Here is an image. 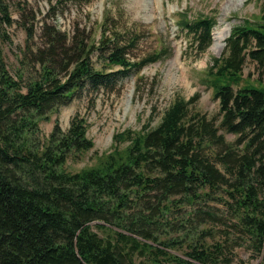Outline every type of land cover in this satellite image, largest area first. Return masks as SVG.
Listing matches in <instances>:
<instances>
[{"label":"trees","instance_id":"trees-1","mask_svg":"<svg viewBox=\"0 0 264 264\" xmlns=\"http://www.w3.org/2000/svg\"><path fill=\"white\" fill-rule=\"evenodd\" d=\"M28 8L0 0L1 38L13 22L25 32L15 78L0 54V264H231L239 247L264 264V22L233 26L205 71L219 119L192 109L197 96L175 98L155 127L125 129L114 140L127 146L72 172L69 158L94 145L86 118L76 112L66 130L55 119L47 136L40 122L165 48L134 56L140 34L108 13L98 39L45 18L36 36ZM178 16L204 52L216 19ZM246 58L258 83L242 76Z\"/></svg>","mask_w":264,"mask_h":264},{"label":"rangeland","instance_id":"rangeland-1","mask_svg":"<svg viewBox=\"0 0 264 264\" xmlns=\"http://www.w3.org/2000/svg\"><path fill=\"white\" fill-rule=\"evenodd\" d=\"M8 1L12 3L17 0ZM20 1L32 8L36 36L41 19L45 18L57 28L70 33L78 24L98 39L99 26L108 13L114 24H118L117 28L140 34L137 47L133 50L134 56L144 57L165 48L166 53L161 59L144 65L139 72L131 71L124 77L117 76L110 90L86 91L69 105L62 106L58 113L52 114L49 121L40 122L41 133L47 136L55 119L66 130L71 116L76 112L86 118V134L94 145L81 156L69 158L66 166L72 172L96 164L97 157L114 148L119 151L127 146V138L121 139L120 143L114 140L116 134L125 129L137 133L145 125H148V130L155 127L175 98L188 100L197 96L192 109L219 119L218 101L202 81L205 71L211 65L212 58L222 53L225 39L233 26L242 24L245 19L264 22V0ZM52 5L55 10H51ZM11 10L12 18L18 19L19 13L13 8ZM180 13H185L190 19L196 16H213L216 19L211 28V42L204 52L197 53L194 35L177 25ZM5 32L6 38L0 36V54L6 70L15 78L21 56L18 45H23L25 32L14 22L5 26ZM218 32L227 34L223 44H214V34ZM247 75L250 81L258 83L256 65L249 58H246L242 69V76ZM259 86L264 89V84ZM225 137L233 140L236 135L225 133ZM235 252L231 264L256 263V259L249 256V251L244 247L237 248Z\"/></svg>","mask_w":264,"mask_h":264},{"label":"bare ground","instance_id":"bare-ground-1","mask_svg":"<svg viewBox=\"0 0 264 264\" xmlns=\"http://www.w3.org/2000/svg\"><path fill=\"white\" fill-rule=\"evenodd\" d=\"M225 32H218L214 34V44H223V41L226 37Z\"/></svg>","mask_w":264,"mask_h":264}]
</instances>
